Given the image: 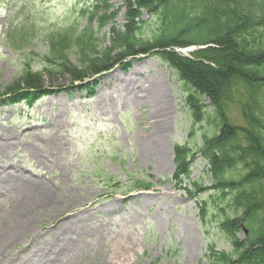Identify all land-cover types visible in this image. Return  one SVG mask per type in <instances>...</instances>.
Returning <instances> with one entry per match:
<instances>
[{"label":"rangeland","instance_id":"1","mask_svg":"<svg viewBox=\"0 0 264 264\" xmlns=\"http://www.w3.org/2000/svg\"><path fill=\"white\" fill-rule=\"evenodd\" d=\"M89 2L0 0V136L10 137L12 143L6 146L8 142L0 140V183L11 175L14 180L39 178L49 183L58 202L57 210L37 217L5 256H16V263L31 249H43L58 224L65 225L69 217L84 211L86 217L79 222L83 232L75 237V248L62 254L57 250L58 260L51 264H212L207 255L211 246L230 253L234 248L220 229V208L209 201L215 191L204 156L196 153L190 160L191 179L182 188L191 194L174 180L175 145L198 150L203 146V131L191 136V113L174 70L153 54L120 61L91 77L104 84L97 90L105 92L102 102L83 101L85 89L72 84L69 76L48 74L43 66L49 52L45 36L67 30L76 20L80 28L86 27L82 9ZM128 2L108 0L115 19L99 31L100 49L111 45L112 27L122 29L126 24L133 10ZM98 10L104 12L106 7L98 5ZM142 19L148 21L150 16L145 12ZM28 32L34 34L22 45L20 39ZM175 52L192 54L191 49ZM70 56L78 66L76 56ZM27 65L44 73L40 85L51 94L43 93L49 96L33 106H4L3 99L12 94L32 92L25 85H14ZM9 86L15 88L10 91ZM231 119L243 125L237 107L231 108ZM39 152L44 153L42 162L36 157ZM139 182L153 186L139 189ZM193 182L202 189L194 190ZM0 189V214L14 209L25 194L4 185ZM232 198L229 195L224 203ZM206 206L209 214L204 220ZM226 212L235 216L232 209ZM247 234L239 232L240 239Z\"/></svg>","mask_w":264,"mask_h":264},{"label":"trees","instance_id":"2","mask_svg":"<svg viewBox=\"0 0 264 264\" xmlns=\"http://www.w3.org/2000/svg\"><path fill=\"white\" fill-rule=\"evenodd\" d=\"M89 1L82 9L86 27L80 28L76 20L67 30L45 36L46 72L69 76L72 84L91 94L100 83L91 77L120 61L153 54L167 63L182 85L192 117L191 136L203 131L201 149L175 145L174 180L180 190L191 194L182 188L191 179L190 160L196 153L204 156L215 191L209 201L220 208V229L234 248L230 253L211 246L207 255L212 264H264V0H128L133 10L122 29L111 28L112 43L104 49H100L98 33L115 16L108 11V0ZM98 5L106 10H98ZM145 12L148 21L142 19ZM32 34H23L22 45ZM187 47L199 49L192 58L175 52ZM72 54L78 66L71 61ZM43 77L44 73L27 65L14 85H25L32 92L12 94L3 104L32 105L41 94H51L42 90ZM9 87L10 91L15 88ZM233 106L239 109L243 125L232 122ZM193 183L194 190L202 189ZM152 186L138 183L143 190ZM229 195L232 202L224 203ZM230 209L235 216L227 214ZM208 214L207 206L202 207L204 220ZM245 229L248 234L241 240L239 232Z\"/></svg>","mask_w":264,"mask_h":264},{"label":"bare ground","instance_id":"3","mask_svg":"<svg viewBox=\"0 0 264 264\" xmlns=\"http://www.w3.org/2000/svg\"><path fill=\"white\" fill-rule=\"evenodd\" d=\"M104 98V94L98 96V99H101L102 102ZM160 129V126H158L157 131ZM157 135H160V132H157L155 137ZM9 138L6 135L0 136V140L8 142V144H5L6 146L12 144ZM39 153L36 154V157L42 162L44 153ZM4 178L3 184L0 183V188L4 185L8 189H17L18 192H24L25 194L21 202L14 205V209H7L0 214V264H51L55 260H58L57 250L61 252L60 254L64 251L73 250L76 244L75 237L83 232L79 222L86 217L84 211L69 217L65 220L67 222L65 225L58 224L56 230L53 232V239L46 247H43L44 250H40L37 247L33 248L24 253L23 256H18V262L16 263L13 261L16 256H5V250L12 246L13 243L21 240L20 238L32 229V225L36 223L37 217L40 219L57 210L58 202L55 201L52 189L45 180L39 178L24 180L19 178L18 180H14L13 175L9 177L5 176ZM69 207V211H71L72 207ZM11 214L13 217L9 222Z\"/></svg>","mask_w":264,"mask_h":264}]
</instances>
